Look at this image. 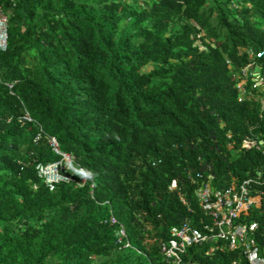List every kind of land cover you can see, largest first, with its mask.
I'll return each instance as SVG.
<instances>
[{
    "label": "trees",
    "instance_id": "obj_1",
    "mask_svg": "<svg viewBox=\"0 0 264 264\" xmlns=\"http://www.w3.org/2000/svg\"><path fill=\"white\" fill-rule=\"evenodd\" d=\"M237 1L0 0V264H166L171 230L205 217L191 175L207 165L214 185L263 190L241 219L264 255V153L245 141L264 139V118L234 76L264 47V0ZM63 153L89 174L52 187L39 167ZM216 244L185 258L248 264Z\"/></svg>",
    "mask_w": 264,
    "mask_h": 264
},
{
    "label": "built area",
    "instance_id": "obj_2",
    "mask_svg": "<svg viewBox=\"0 0 264 264\" xmlns=\"http://www.w3.org/2000/svg\"><path fill=\"white\" fill-rule=\"evenodd\" d=\"M7 16L0 11V48L5 49L7 44ZM258 57L264 56V48L257 53ZM261 65L256 62H251L242 68V72L237 74L239 82L237 87L241 90L242 98H250L253 93L247 89L249 84L252 87L264 85V74L260 73ZM252 82V83H251ZM13 86L12 83L9 84ZM261 100L260 114L264 116V96H259ZM20 122L33 120L29 112H25L18 118ZM41 137L38 134L37 139ZM246 142L262 150L264 153V139L256 136H247ZM50 143L53 148L60 152L56 138H50ZM64 161L52 163L46 166H40L39 171L42 175L47 174V170L52 165L57 166L67 161L72 160V156L63 153ZM207 172L206 178L199 181L194 178V182L198 183L196 196L201 206L205 217L201 218L200 225L193 226L190 223H185L180 227H175L171 230V237L160 245V253L163 256L166 264H196L190 259H186L188 247L194 244L204 242L217 243L209 248L208 252H213L214 249H230L240 250L243 257L247 259L248 264H264V255L261 253L260 247L256 242V232L259 228L257 221L245 222L241 218L249 213L253 206H262L263 190L254 186V178H248L243 181H233L226 187H219L213 184L215 175L212 167H205ZM202 178V174H198ZM261 176L259 172L257 178ZM46 177V176H45ZM46 181L52 187L59 179H49ZM172 188L177 187V182L173 181ZM181 200L186 202L181 195ZM112 221L116 219L112 217ZM118 240L123 242L124 246H130L126 230L121 224L118 228ZM237 260L233 264H237Z\"/></svg>",
    "mask_w": 264,
    "mask_h": 264
},
{
    "label": "clouds",
    "instance_id": "obj_3",
    "mask_svg": "<svg viewBox=\"0 0 264 264\" xmlns=\"http://www.w3.org/2000/svg\"><path fill=\"white\" fill-rule=\"evenodd\" d=\"M230 7L232 8V9H237V8H239L240 7V3L237 1V0H230ZM264 48V47H263ZM262 48V49H263ZM262 49H260L258 52H260ZM248 54H249V59H250V61L247 63V64H249V63H251V62H256V64H258V65H261L259 62H257V58H264V56H262V57H258L257 56V53L258 52H256L255 53V51H253V49H248V50H245ZM247 64H245V65H247ZM244 65V66H245ZM243 66V67H244ZM242 67V68H243ZM261 67H262V65H261ZM242 68H241V70H237V71H234V76H235V79H236V87H237V83L239 82V78L237 77V74H239V73H241L242 72ZM260 73L263 75L264 74V71H263V67L261 68V71H260ZM252 83V82H251ZM238 88V87H237ZM247 89H250L251 91H252V93H253V96L252 97H250V98H242L241 97V90L238 88V90H239V98L240 99H254L256 102H258L259 103V105H258V107H259V113H260V106H261V100H260V98L258 97V95L259 96H264V85H259V86H256V87H252V85L251 84H249V86L247 87ZM260 116L261 117H263L264 118V116H262L261 114H260ZM253 147H255V146H253ZM257 148V147H256ZM258 149V148H257ZM258 150H260V149H258ZM263 152V151H262ZM70 155V154H69ZM72 156V155H71ZM72 160H74V156H72ZM71 160V161H72ZM70 161V162H71ZM57 163V162H56ZM65 163V162H64ZM71 164V163H70ZM72 166V165H71ZM76 169H79L80 171H81V173L82 172H84V173H86L87 175L89 174L87 171H83L82 169H80V168H76ZM190 175H191V173H190ZM191 177H192V179H193V181H194V176H192L191 175ZM70 177H68L67 176V178H63V179H60V180H67V179H69ZM85 179H86V176H85ZM59 180V181H60ZM174 181H176L177 182V180H174ZM57 183V182H56ZM173 183V182H172ZM171 186H172V184H171ZM177 187H178V184H177ZM176 187V188H177ZM172 188V187H171ZM176 188H172V189H176ZM197 189V188H196ZM182 194H180V196H181ZM183 196V195H182ZM184 197V196H183ZM185 199V198H184ZM113 222V221H112ZM116 222H117V220H116ZM119 225H121V224H119ZM123 225V224H122ZM124 226V225H123ZM125 228V227H124ZM128 237V236H127ZM129 240V239H128ZM130 242V241H129ZM125 247H128V246H125Z\"/></svg>",
    "mask_w": 264,
    "mask_h": 264
},
{
    "label": "rangeland",
    "instance_id": "obj_4",
    "mask_svg": "<svg viewBox=\"0 0 264 264\" xmlns=\"http://www.w3.org/2000/svg\"><path fill=\"white\" fill-rule=\"evenodd\" d=\"M198 44L203 47V44L202 43L198 42ZM50 168H51L50 169V172H49V169H48L47 170L48 171L47 174H45V176L47 178H49V179H55L56 178V179H59L60 180V179H63V178H67L66 175H68V174H66L65 172L66 171H71V174H74L75 180L77 182L84 181L85 180V176H83L81 178V180L76 177V175H78L79 173H81V171L79 169L73 168L71 166V164H70V161H67L65 163H62L60 165L58 164L57 166L52 165Z\"/></svg>",
    "mask_w": 264,
    "mask_h": 264
}]
</instances>
